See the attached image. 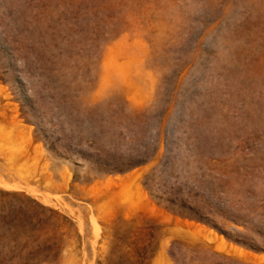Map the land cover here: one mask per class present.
Returning <instances> with one entry per match:
<instances>
[{"label": "rangeland", "instance_id": "obj_1", "mask_svg": "<svg viewBox=\"0 0 264 264\" xmlns=\"http://www.w3.org/2000/svg\"><path fill=\"white\" fill-rule=\"evenodd\" d=\"M141 253L264 264V0H0V264Z\"/></svg>", "mask_w": 264, "mask_h": 264}, {"label": "trees", "instance_id": "obj_2", "mask_svg": "<svg viewBox=\"0 0 264 264\" xmlns=\"http://www.w3.org/2000/svg\"><path fill=\"white\" fill-rule=\"evenodd\" d=\"M146 162V160L144 159V161L138 163V164H142ZM133 167V165H130V166H127V167H113V166H107V167H104L105 170H108L110 172H114V171H118V172H122V171H125V170H128V169H131ZM137 260L133 263V264H143L145 259H146V255L145 253H141V254H138L136 256Z\"/></svg>", "mask_w": 264, "mask_h": 264}]
</instances>
